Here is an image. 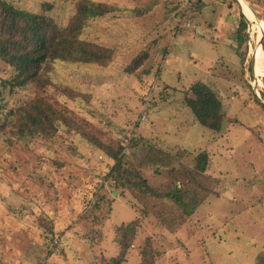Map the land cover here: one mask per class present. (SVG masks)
I'll return each mask as SVG.
<instances>
[{"label": "rangeland", "instance_id": "374dc122", "mask_svg": "<svg viewBox=\"0 0 264 264\" xmlns=\"http://www.w3.org/2000/svg\"><path fill=\"white\" fill-rule=\"evenodd\" d=\"M7 1L46 12L59 26L76 11V0ZM94 1L114 11L90 20L82 37L112 49V63L57 62L45 89L73 122L52 139L11 146L0 129V264H114L116 238L130 222L133 243L122 264H140L144 251L155 264H257L264 252V108L254 95L264 104V77L260 83L250 71L258 44L251 22L249 41L238 48V1ZM244 1L264 25V0ZM13 75L0 63V126L8 110L36 95L34 84L2 87ZM196 81L222 102L219 132L186 105ZM120 147L122 168L153 195L109 177ZM203 153L199 174L194 165ZM164 193H176L181 206L158 199Z\"/></svg>", "mask_w": 264, "mask_h": 264}, {"label": "trees", "instance_id": "16d2710c", "mask_svg": "<svg viewBox=\"0 0 264 264\" xmlns=\"http://www.w3.org/2000/svg\"><path fill=\"white\" fill-rule=\"evenodd\" d=\"M109 11H114V7L111 8V6L97 3L94 0H76L75 14L65 26H59L46 12H29L17 8L7 0H0V63L8 65L14 71L13 77L10 80H2L1 85L4 88H9L11 92H14L15 89L25 88L30 84H34L36 87L34 99L6 112L5 122L2 123L0 129L8 134L9 146L15 141L25 143L40 137L52 139L58 134L60 127L67 128L73 122L65 114L66 111L60 108V104L49 99L45 89L52 83L51 72L57 62L92 64L101 67H107L112 63L114 59L112 49L92 43L82 37L85 26L90 20L103 17ZM247 29L248 24L242 14L237 32L239 50L244 42L249 41ZM246 55L247 50L241 58ZM254 73L261 83L260 78L264 75L255 66ZM189 92L192 97L186 95L185 101L191 109L194 119L202 126L219 132L222 128L223 108L217 93L201 81L194 82L190 86ZM2 95L3 92L0 90V96L2 97ZM261 95L264 100V89L261 90ZM254 98L260 107L264 108V104L256 95ZM83 136L91 144L98 145V148L108 151L109 154L112 153L111 146L108 145L105 148L104 144H99L97 139L90 134L84 133ZM122 150L123 147H120L113 156L117 163L109 177L111 179L114 177L116 185L122 189L131 188L147 193V195H153V191L148 189L146 181L135 173L133 175L137 177L132 176L131 179L129 176L133 171L122 168L118 157ZM194 167L197 173L204 174L206 169L205 153L197 156ZM158 196L160 200L172 198L170 200L179 203V206L182 204L181 198L176 193L173 195L164 193ZM120 230H122L121 237L116 238L118 239L116 242L118 255L111 258L114 264H122L125 261L133 243L131 241L135 231L133 223L124 225V229ZM141 258L140 264H144L143 260L145 259L149 260L151 264H155L150 260L152 258L147 251H144ZM149 261H146V264ZM256 263L264 264V252L257 256Z\"/></svg>", "mask_w": 264, "mask_h": 264}, {"label": "bare ground", "instance_id": "6f19581e", "mask_svg": "<svg viewBox=\"0 0 264 264\" xmlns=\"http://www.w3.org/2000/svg\"><path fill=\"white\" fill-rule=\"evenodd\" d=\"M238 3L243 10L242 12L251 22L252 33H256L257 35L255 41H258V44L252 48L251 56L252 59L254 58V66L264 75V51L262 49L263 41H261L264 33L263 22L251 12L249 5L244 0H238Z\"/></svg>", "mask_w": 264, "mask_h": 264}, {"label": "water", "instance_id": "95a60500", "mask_svg": "<svg viewBox=\"0 0 264 264\" xmlns=\"http://www.w3.org/2000/svg\"><path fill=\"white\" fill-rule=\"evenodd\" d=\"M238 1V0H237ZM238 5H239V3H238ZM239 8L241 9V7H240V5H239ZM255 13V12H254ZM242 14H243V16H244V18H245V21H246V23L247 24H249V22H250V20L247 18V16L242 12ZM256 15V14H255ZM257 16V15H256ZM263 39H264V35H263V38H262V40L261 41H263ZM251 66H252V72L254 73V58L252 59V64H251Z\"/></svg>", "mask_w": 264, "mask_h": 264}, {"label": "crops", "instance_id": "0c3cea01", "mask_svg": "<svg viewBox=\"0 0 264 264\" xmlns=\"http://www.w3.org/2000/svg\"><path fill=\"white\" fill-rule=\"evenodd\" d=\"M56 262H57V263H60V260H59V259H57L56 261H54V264H55Z\"/></svg>", "mask_w": 264, "mask_h": 264}]
</instances>
